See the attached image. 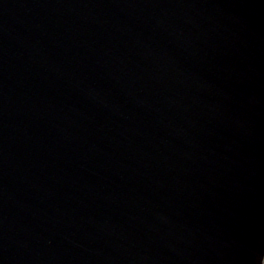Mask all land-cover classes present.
<instances>
[{"label": "water", "instance_id": "95a60500", "mask_svg": "<svg viewBox=\"0 0 264 264\" xmlns=\"http://www.w3.org/2000/svg\"><path fill=\"white\" fill-rule=\"evenodd\" d=\"M264 0H0V264H261Z\"/></svg>", "mask_w": 264, "mask_h": 264}]
</instances>
